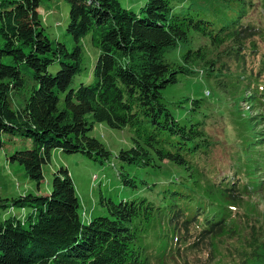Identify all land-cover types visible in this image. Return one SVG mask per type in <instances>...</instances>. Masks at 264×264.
Wrapping results in <instances>:
<instances>
[{
    "label": "trees",
    "instance_id": "obj_1",
    "mask_svg": "<svg viewBox=\"0 0 264 264\" xmlns=\"http://www.w3.org/2000/svg\"><path fill=\"white\" fill-rule=\"evenodd\" d=\"M42 1L0 0V147L3 133L31 141L7 158L39 188L53 150L104 164L111 153L90 131L96 123L128 126L131 145L117 152L118 179L134 186L124 165H173L185 175L172 171L170 183L184 186L182 177L189 190H160L172 197L168 206L100 194L106 215L83 222L73 179L60 166L48 193L0 199L1 207L31 209L22 219L0 222V264H264V227L250 200L264 191V26L245 24L239 14L214 29L212 21L174 12V3L184 0H144L137 12L119 0H65L69 50L44 31ZM86 35L98 50L91 81L69 87L82 70ZM182 44L188 47L179 58H166ZM256 56L257 67H250ZM56 61L54 74L48 68ZM194 67L232 100L226 109L235 131L229 172L213 157L207 100L180 99L188 103L183 123L163 99L168 85L196 74ZM189 252H200L204 261L189 260Z\"/></svg>",
    "mask_w": 264,
    "mask_h": 264
},
{
    "label": "rangeland",
    "instance_id": "obj_2",
    "mask_svg": "<svg viewBox=\"0 0 264 264\" xmlns=\"http://www.w3.org/2000/svg\"><path fill=\"white\" fill-rule=\"evenodd\" d=\"M121 6L129 10L137 12L143 6L144 0H119ZM173 11L178 13H190L195 19L201 18L212 21L213 28L220 27L221 20H229L233 17L243 14L241 21L243 23L256 22L262 26L264 20V0H184L182 4L175 2ZM68 3L65 0H43L38 8V14L41 16L42 26L44 31L50 38H55L63 42L70 50L72 47V38L66 34L65 28L68 22ZM192 37L196 38L198 33L191 30L189 32ZM83 44V62L82 70L79 74L74 76L69 87L76 88L81 83L88 84L91 81L90 73L95 61L98 50L91 45L89 36L82 37ZM260 47L264 50V37L261 38ZM198 42L194 39V45ZM179 48L170 50L166 53V58L174 60L184 53L188 47L187 44L178 46ZM256 62L249 60V66H256ZM59 62L50 64L48 70L51 73L56 72L59 68ZM234 68V63H232ZM195 68V69H194ZM196 72L193 76H180L179 82L168 85L163 90V99L171 110L173 116L180 122H186L187 117V102H178L180 99L188 96L203 97L207 100L208 106L212 112L209 114V124L207 131L211 139L216 143L213 157L220 160L218 164L222 172H229L232 169L230 166V147L228 142L234 138L235 131L233 126L228 123L227 106L232 104V100L224 97L214 84L207 82L204 77L203 69L201 67H194ZM255 68V67H254ZM203 79V80H200ZM210 91L209 96H205L206 91ZM205 92V93H204ZM241 107L247 113L255 114V111L248 107V104H241ZM105 144L109 149L111 155L109 160L104 164L91 160L81 153H64L52 151L49 162L42 165L43 178L40 181L39 188L35 182L32 183L24 174L23 167L18 162H11L9 158L10 153L16 149L29 148L31 141L25 137H11L7 133L1 135L3 144L0 147V199L4 203L10 202V199L16 196H21L23 193L38 192L45 194L50 191V181L52 173L56 168L63 166L69 170L72 181L74 182L76 195L80 203V216L83 222H87L90 218L97 215H106V211L98 206V198L100 194L105 197L112 198L115 202L125 199H137L147 197L154 200L155 204L168 206V201L172 198L167 193H161L160 190L172 188L177 190L179 194L188 193V182L182 177L183 185L170 183L172 180V171L176 176H183L184 171L178 166L161 164V167H138L133 165H124L125 171L134 179V186L131 184H124L117 176V171L122 164L117 158V152L120 149H126L131 145V129L128 126L122 128H108L105 123H96L89 133ZM94 175L97 176L94 179ZM176 196V195H175ZM251 203L257 205L259 210L260 221L264 227V191L253 194ZM184 199L181 201L184 203ZM169 207L163 208V213L167 219L169 215ZM31 212L29 207H1L0 206V222L4 219H9L11 216H16L22 219V215L26 216ZM192 212V211H191ZM189 260L199 259L204 261V256L200 252H195L193 255L190 252L187 254Z\"/></svg>",
    "mask_w": 264,
    "mask_h": 264
},
{
    "label": "built area",
    "instance_id": "obj_3",
    "mask_svg": "<svg viewBox=\"0 0 264 264\" xmlns=\"http://www.w3.org/2000/svg\"><path fill=\"white\" fill-rule=\"evenodd\" d=\"M206 94L208 95L209 93H208V91H206ZM94 177H95V179L97 178V176L96 175H94Z\"/></svg>",
    "mask_w": 264,
    "mask_h": 264
},
{
    "label": "crops",
    "instance_id": "obj_4",
    "mask_svg": "<svg viewBox=\"0 0 264 264\" xmlns=\"http://www.w3.org/2000/svg\"><path fill=\"white\" fill-rule=\"evenodd\" d=\"M57 152V151H56ZM58 153V152H57Z\"/></svg>",
    "mask_w": 264,
    "mask_h": 264
},
{
    "label": "bare ground",
    "instance_id": "obj_5",
    "mask_svg": "<svg viewBox=\"0 0 264 264\" xmlns=\"http://www.w3.org/2000/svg\"><path fill=\"white\" fill-rule=\"evenodd\" d=\"M95 179V178H94Z\"/></svg>",
    "mask_w": 264,
    "mask_h": 264
}]
</instances>
